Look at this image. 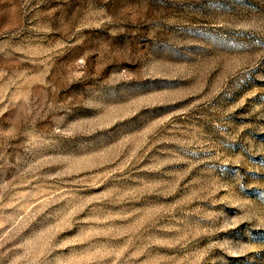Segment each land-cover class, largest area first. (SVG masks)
<instances>
[{
	"label": "rangeland",
	"instance_id": "rangeland-1",
	"mask_svg": "<svg viewBox=\"0 0 264 264\" xmlns=\"http://www.w3.org/2000/svg\"><path fill=\"white\" fill-rule=\"evenodd\" d=\"M0 264H264V0H0Z\"/></svg>",
	"mask_w": 264,
	"mask_h": 264
}]
</instances>
